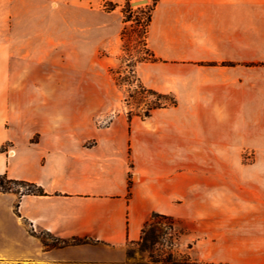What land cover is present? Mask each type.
Masks as SVG:
<instances>
[{
  "label": "crops",
  "instance_id": "obj_1",
  "mask_svg": "<svg viewBox=\"0 0 264 264\" xmlns=\"http://www.w3.org/2000/svg\"><path fill=\"white\" fill-rule=\"evenodd\" d=\"M68 1L91 7L130 0ZM146 44L168 65L193 72L186 79L192 96H200V113L218 122L220 133L202 143L225 145L224 115L255 118L257 78L250 67L264 64V0H155ZM42 82L28 61L0 57V149H8L0 151V177L42 192L0 193V264H137L126 248L139 241L150 215L177 217L176 196L184 195L188 207L194 186L203 183L191 169L200 139L189 123L192 107L184 116L162 109L130 124L119 118L93 139L64 138L58 123L44 117ZM208 177L226 186L224 173ZM233 221L235 234L194 228L180 246L191 245L190 255L209 264H264V217ZM37 231L61 244L43 247Z\"/></svg>",
  "mask_w": 264,
  "mask_h": 264
},
{
  "label": "rangeland",
  "instance_id": "obj_2",
  "mask_svg": "<svg viewBox=\"0 0 264 264\" xmlns=\"http://www.w3.org/2000/svg\"><path fill=\"white\" fill-rule=\"evenodd\" d=\"M134 1L138 0L124 5L106 2L79 7L68 0H0V57L22 59L32 65L33 74L46 88L42 101L44 117L50 125L58 123L59 137L97 138L119 118L129 124L145 120L154 103L179 116L192 107L194 113L187 115L193 117L189 123L200 139L192 147L191 169L194 180L203 183L194 186L189 208L184 195L178 194L173 202L179 221L177 230L183 233L178 244L166 237L159 240L155 250L166 253L172 242L175 247L171 251L180 257L189 255L199 264H209L190 255L191 245L180 246L191 229L232 235L239 229L233 218L264 217V98H259L264 96V64L250 67L257 78L255 118L243 113L224 115L225 145H206L201 138L219 136L218 122L200 113L201 98L192 96L186 81L193 72L168 65L167 60L156 57L148 48L146 32L153 1L131 7L129 4ZM196 74H201V69ZM176 86L179 92L166 91ZM183 148L177 146L178 151ZM183 170L184 160L178 157L177 178ZM221 173L226 176L225 187H217L212 183L214 179L208 177ZM6 181L7 178L2 183L5 189L28 191L26 186ZM130 181L136 182L137 176L133 175ZM165 227L160 224V229ZM33 236L45 248L61 244L44 232H33ZM126 250L137 264H155L138 245H128Z\"/></svg>",
  "mask_w": 264,
  "mask_h": 264
},
{
  "label": "trees",
  "instance_id": "obj_3",
  "mask_svg": "<svg viewBox=\"0 0 264 264\" xmlns=\"http://www.w3.org/2000/svg\"><path fill=\"white\" fill-rule=\"evenodd\" d=\"M152 1L154 2L155 0ZM150 20L151 17H148V23L150 22ZM148 92L153 95H156V93H153L151 91ZM157 97L163 98V96L160 95H157ZM173 105H175L174 101L171 102V106ZM162 108L163 107H161L160 103H154L148 109V112L145 114V118H148L151 112ZM4 180H6V177H0V190H2V192H10L11 190L9 188H3L2 183ZM6 182L10 184L26 186L28 188V191L26 192L27 194H42L41 191L35 192L29 184L19 183L11 180H8ZM161 223H164L166 225L163 230L160 229ZM177 225H179V221L176 218L172 216L161 215L154 212L150 215L149 219L144 224L141 230L140 239L134 245H138L142 251H147L155 264H199L197 261L193 260L189 255L180 257L176 252L171 251V249L175 247V244L172 242H169L168 247L170 251L166 253L155 250V246L159 245V240L164 239L166 237H169L170 241L174 240L176 244H178L180 238L183 236V233L177 230ZM81 242V240L74 239L73 241H71V244H80ZM188 249L190 250L191 246H189Z\"/></svg>",
  "mask_w": 264,
  "mask_h": 264
},
{
  "label": "water",
  "instance_id": "obj_4",
  "mask_svg": "<svg viewBox=\"0 0 264 264\" xmlns=\"http://www.w3.org/2000/svg\"><path fill=\"white\" fill-rule=\"evenodd\" d=\"M142 3H147V0H138V1H134V2H131L129 5L131 7L135 6V5H138V4H142Z\"/></svg>",
  "mask_w": 264,
  "mask_h": 264
}]
</instances>
